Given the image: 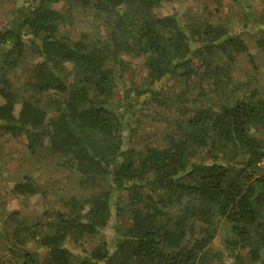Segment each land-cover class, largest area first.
Wrapping results in <instances>:
<instances>
[{"label": "trees", "instance_id": "1", "mask_svg": "<svg viewBox=\"0 0 264 264\" xmlns=\"http://www.w3.org/2000/svg\"><path fill=\"white\" fill-rule=\"evenodd\" d=\"M59 1L0 22V136L47 149L82 189L18 178L11 195L43 211H0V264H264V13L233 0L231 30L207 3L160 16L177 0ZM76 8L104 33H62ZM243 33L259 34L255 54Z\"/></svg>", "mask_w": 264, "mask_h": 264}, {"label": "rangeland", "instance_id": "2", "mask_svg": "<svg viewBox=\"0 0 264 264\" xmlns=\"http://www.w3.org/2000/svg\"><path fill=\"white\" fill-rule=\"evenodd\" d=\"M28 1L29 0H0V22L2 25H8L9 18L15 15L13 11L17 5H26ZM239 2L240 4L242 2H250L253 14H255L256 17H258L260 13H264V0H239L237 3ZM205 3H207L210 10L215 13V18H213L214 21H217L219 18H223L224 23L231 30L236 26H239V23L243 19V11L240 7H238L240 4L235 6L233 4V0H188V2L182 7L185 8L187 6H192L197 9L201 8V6ZM180 4L179 0L172 3H164L157 10V14L160 16L172 14L175 10L179 9ZM66 7L67 4L63 0L55 3L54 5L55 9L61 11L65 10ZM71 13L70 21L65 22L61 27L62 33L69 32V35L73 38H77L81 31L88 32V34L92 37L104 33V25H97L98 20L94 11L87 14L85 12L78 11L76 8V10ZM258 37L259 34L256 35L255 33L242 34V38L247 43L252 54H255L257 51L258 43L256 40ZM243 59L245 61L247 60V58ZM39 60L40 58L31 54L28 56L26 62L22 63L23 68L29 69L31 66L39 62ZM241 67L243 66L241 65ZM261 71H263L262 75L259 76L257 72L253 75V77L259 76L258 79L264 84V64L261 66ZM26 76L27 72L23 69H17V74H12L14 87L16 89H19L20 84L24 80L23 77ZM246 78L248 79L250 77ZM166 83L170 84L172 81L168 80ZM203 89L208 92L209 90H212V86L204 83ZM153 130H155V128H147V131ZM150 139L151 137H147V141H150ZM26 142L25 136L21 135L11 136L6 134L0 136V211L3 210V214H6L12 210H18L20 211L22 217H25L27 221H32V219L36 218L37 214L43 211L42 197L38 194H33L24 199L19 195H11L14 183L24 173H30L33 177L37 178L39 182H52V180H58L60 182L58 184L61 186V189L58 190H60L63 194H71L77 190L81 191L82 188L76 185L70 175H67L64 171L56 167L55 163L51 160L52 157L47 149L39 148L37 152H31L28 149ZM225 236L226 232L224 231L220 232V234L216 236L213 241L215 248H222V241ZM0 246L2 247L1 241ZM34 249L38 250L42 255L46 252L45 249L41 247H34ZM5 255L8 256L7 253Z\"/></svg>", "mask_w": 264, "mask_h": 264}, {"label": "built area", "instance_id": "3", "mask_svg": "<svg viewBox=\"0 0 264 264\" xmlns=\"http://www.w3.org/2000/svg\"><path fill=\"white\" fill-rule=\"evenodd\" d=\"M258 166L261 169V171L264 173V155L262 156V158L258 162Z\"/></svg>", "mask_w": 264, "mask_h": 264}]
</instances>
